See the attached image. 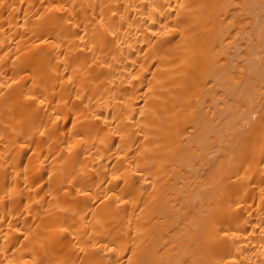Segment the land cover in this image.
<instances>
[{"label":"bare ground","instance_id":"1","mask_svg":"<svg viewBox=\"0 0 264 264\" xmlns=\"http://www.w3.org/2000/svg\"><path fill=\"white\" fill-rule=\"evenodd\" d=\"M0 264H264V0H0Z\"/></svg>","mask_w":264,"mask_h":264}]
</instances>
